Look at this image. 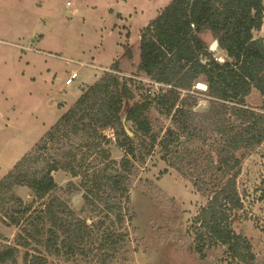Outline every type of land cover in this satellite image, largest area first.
Returning a JSON list of instances; mask_svg holds the SVG:
<instances>
[{
    "label": "trees",
    "instance_id": "obj_1",
    "mask_svg": "<svg viewBox=\"0 0 264 264\" xmlns=\"http://www.w3.org/2000/svg\"><path fill=\"white\" fill-rule=\"evenodd\" d=\"M263 24L264 0H172L165 6L141 32L138 63L130 47L122 55L136 74H124L117 59L0 179V221L21 227L15 244H0V264H18L21 248L26 264L89 252L108 263L128 242L133 182L158 147L168 166L191 178L206 198L187 229L191 250L205 259L222 246L229 264H254L253 243L235 231L233 217L246 210L248 193L238 186L243 161L264 143V36H255ZM205 36L218 40L224 61ZM200 80L210 101L204 112L195 109ZM254 90L262 97L258 107L248 103ZM153 110L172 122L164 133L155 130ZM108 128L125 152L120 160L105 146L110 140L102 130ZM73 139L80 143L70 149L62 143ZM97 152L101 162L90 160ZM60 170L81 179L86 206L102 219L89 224L53 196ZM20 187L31 192L30 201L16 194Z\"/></svg>",
    "mask_w": 264,
    "mask_h": 264
},
{
    "label": "rangeland",
    "instance_id": "obj_2",
    "mask_svg": "<svg viewBox=\"0 0 264 264\" xmlns=\"http://www.w3.org/2000/svg\"><path fill=\"white\" fill-rule=\"evenodd\" d=\"M171 1L0 0V179L44 139L83 88L94 83L104 71H113L111 67L117 59L120 58L124 74H136L137 68L122 55L130 47L138 63L142 30ZM255 36H264V24ZM205 37L213 43L210 36ZM216 55L220 61L226 58L221 51ZM74 72L78 78L66 84ZM138 79L150 82L145 76ZM206 88L203 80L194 86L200 98L195 108L198 111L209 108ZM248 103L253 107L261 105L259 92L254 90ZM152 118L157 131L163 128L164 133L172 126L171 120L157 110H153ZM102 133L110 140L105 146L112 158L120 160L125 152L118 146L114 130L108 128ZM216 139L214 136L212 141ZM62 143L70 149V145L80 141ZM74 150L79 157L83 155L77 147ZM91 159L101 162L102 157L97 152ZM166 168L168 172L162 173ZM55 178L58 187L53 196L65 200L89 224L103 218L92 206H86L84 190L79 188L80 178L63 170L56 172ZM263 178L264 143L243 161L238 186L242 193H248L246 210L235 212L233 217L235 231L253 243L257 256L254 264H264ZM15 192L26 201L33 198L24 187ZM205 202L191 178L168 166L158 147L140 166L133 182L134 219L126 224L128 242L106 264H229L222 246L210 249L205 259L191 250L193 237L187 229ZM108 224L111 225L110 220ZM20 232V226L0 221V244H15ZM25 251L21 248L18 264H26ZM48 259L49 264H104L95 252L74 258L48 255Z\"/></svg>",
    "mask_w": 264,
    "mask_h": 264
},
{
    "label": "water",
    "instance_id": "obj_3",
    "mask_svg": "<svg viewBox=\"0 0 264 264\" xmlns=\"http://www.w3.org/2000/svg\"><path fill=\"white\" fill-rule=\"evenodd\" d=\"M218 46H219L218 40H214L213 43L210 45L211 51H216ZM127 131L129 132L130 135H132V132L129 129H127Z\"/></svg>",
    "mask_w": 264,
    "mask_h": 264
},
{
    "label": "built area",
    "instance_id": "obj_4",
    "mask_svg": "<svg viewBox=\"0 0 264 264\" xmlns=\"http://www.w3.org/2000/svg\"><path fill=\"white\" fill-rule=\"evenodd\" d=\"M76 78H78V73L77 72L72 73L70 77L66 80V84H71Z\"/></svg>",
    "mask_w": 264,
    "mask_h": 264
},
{
    "label": "bare ground",
    "instance_id": "obj_5",
    "mask_svg": "<svg viewBox=\"0 0 264 264\" xmlns=\"http://www.w3.org/2000/svg\"><path fill=\"white\" fill-rule=\"evenodd\" d=\"M202 86H203V85H202ZM202 86H201V87H202Z\"/></svg>",
    "mask_w": 264,
    "mask_h": 264
}]
</instances>
